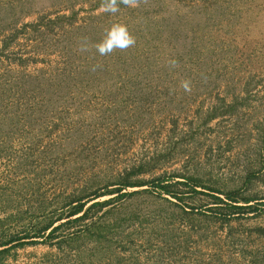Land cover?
<instances>
[{
	"label": "rangeland",
	"instance_id": "obj_1",
	"mask_svg": "<svg viewBox=\"0 0 264 264\" xmlns=\"http://www.w3.org/2000/svg\"><path fill=\"white\" fill-rule=\"evenodd\" d=\"M95 1L0 0V242L124 176L153 184L0 264H264V0ZM117 23L135 44L101 56ZM171 177L200 193L154 186ZM230 190L251 208L212 204Z\"/></svg>",
	"mask_w": 264,
	"mask_h": 264
},
{
	"label": "trees",
	"instance_id": "obj_2",
	"mask_svg": "<svg viewBox=\"0 0 264 264\" xmlns=\"http://www.w3.org/2000/svg\"><path fill=\"white\" fill-rule=\"evenodd\" d=\"M120 3H124L123 0H118ZM100 3H105V0H97L94 2V5H98ZM66 21L65 15L57 16L56 20H63ZM54 20V19H53ZM56 20L54 22H56ZM52 20H44L42 17L41 19L37 20L36 24L34 25L37 27L39 24H43L45 22H49ZM34 24V23H33ZM32 25V24H29ZM6 45H3L1 47V50L5 49ZM174 180L172 177L171 178H156V182H154V186L158 187L159 190L164 192L166 195H169L171 197H174L178 200L182 199L183 193L180 191H177L178 189L175 190V187L178 185H184L188 186V189H190V193L196 194L200 193L199 190L196 188L199 187L200 184H198L193 178L188 177L187 180ZM144 184H149L152 185L153 181L152 180H145V181H131L129 180L128 176H124L123 179H121L119 182H117L115 185H117L115 188L112 190H106L104 192H98L96 190H92L90 192H86L81 196H77L76 199L69 200L68 202V209L65 212L64 216H57L54 221H51L47 225H45L40 231L33 233L31 236L29 234H23V235H18V236H12L9 237L3 241L0 242V253L7 251L9 247L13 246H19L23 245L26 243H29L28 240L29 238H34V237H43L44 239H49L52 235H54L55 231L61 227V225L69 223V222H74V221H79L82 219H85L88 216L89 211L92 208H98L101 209L104 205L109 203L110 199L112 198H105L102 200H95V198H98L104 194H112L117 193L116 196H124V195H129L135 193V191H122L126 187H140L143 186ZM214 191V190H212ZM185 192V191H184ZM213 199L212 204L215 207H220L221 203H224L228 208H229V214H236L241 211V209H245L246 206H248V209L251 208V204H248L250 201L253 199L250 197H243V203L244 205L238 204L239 194L237 193V190H230L224 192V195L229 199V202L224 201L219 195H214V194H209ZM61 219H65L62 222H59L58 224L54 225L56 221H59ZM46 232V233H45ZM30 241H35V240H30Z\"/></svg>",
	"mask_w": 264,
	"mask_h": 264
},
{
	"label": "clouds",
	"instance_id": "obj_3",
	"mask_svg": "<svg viewBox=\"0 0 264 264\" xmlns=\"http://www.w3.org/2000/svg\"><path fill=\"white\" fill-rule=\"evenodd\" d=\"M124 3L135 5V0H123ZM102 10L110 13L118 12L117 0H105V3L101 5ZM135 44V38L129 32L125 24L117 23L111 25L106 32V36L95 44L97 52L101 55H107L114 49H126ZM87 43L81 45V50L86 49ZM174 64L175 61H172ZM185 91H191L189 82L183 83Z\"/></svg>",
	"mask_w": 264,
	"mask_h": 264
}]
</instances>
